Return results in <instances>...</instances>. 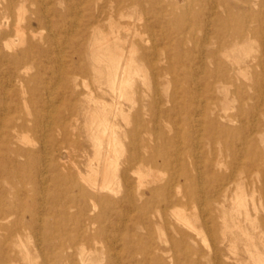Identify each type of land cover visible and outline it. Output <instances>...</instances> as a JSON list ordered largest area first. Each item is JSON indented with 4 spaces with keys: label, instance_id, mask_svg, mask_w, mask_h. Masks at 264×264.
Returning <instances> with one entry per match:
<instances>
[{
    "label": "bare ground",
    "instance_id": "1",
    "mask_svg": "<svg viewBox=\"0 0 264 264\" xmlns=\"http://www.w3.org/2000/svg\"><path fill=\"white\" fill-rule=\"evenodd\" d=\"M206 1L201 0L199 3L206 4ZM257 1L251 0L247 3ZM63 2L68 3V8L60 11L55 5ZM30 3L37 8L31 12L32 16L26 18V25L23 26L22 16L18 14H22ZM80 3L84 5L83 11L89 6L93 8H90L81 23L83 28L76 43L78 47H73V60L75 59L76 64L69 65L60 56L54 55L57 36L53 31L60 28L61 24L74 14L76 6ZM141 3V0H0V253L4 254L0 261H6L5 264H14L19 260V256L23 257L26 264H35L34 261L38 258L42 259V264H48L44 255L45 243L50 246L57 261H64V251L69 254L79 249L80 257L84 261L85 244L99 242L104 238V227L100 221L103 210L110 209L111 204L120 207L125 202L132 211H136L133 216L134 225L152 223L156 217L155 222L160 225L162 213L171 209L170 216L177 223L174 230L179 237L163 241L169 242L173 249H183L186 257L195 254L197 256L198 250L190 244L196 243L198 237L206 242V233L217 239L215 231H220L222 238L227 239L229 249L237 247L236 237L241 234L239 238H242L241 241L249 258L254 261L253 264H264V252H261L258 243H255V229L259 226L249 211L242 181L237 183L235 190L231 187V183L252 176V171L238 166L235 170L238 178H235L234 171L231 174L220 173L219 170L226 165V160L216 154L209 155L204 160L192 161L191 168L183 151L177 150L173 154L165 152L161 155L148 152V145L141 139V134L149 132L148 123L143 116L147 106L154 104L153 94L158 93L159 82L168 84V75L173 72V57L166 53L165 48L160 50L156 46L153 23L143 18L141 12L136 17L134 15ZM224 6L227 7L222 1L211 7L212 15L217 21L227 22L216 10ZM127 7L132 8L131 14L125 12ZM148 12L153 13L152 10ZM16 13L17 20H13ZM125 18L130 21L123 23ZM226 18L233 20L234 16L229 12ZM250 20L259 22L262 19L259 14H252ZM105 21L108 30L102 28ZM88 29H91V38L84 51L83 43ZM43 30H47L48 34L45 35ZM251 32V27L239 25L226 37L217 35L215 40L210 42L207 59H203L200 66L205 69L210 91L220 90L218 83L229 82L235 87L232 96L237 97L243 88L242 84L236 83L241 76L249 85L253 81L255 89L263 87L264 91V80L260 82L258 76H251L254 63V58L249 59L251 47L241 44L243 38L246 35L248 37ZM45 57L56 63L59 69L56 72L70 74L67 79H64V75L60 77L62 81H66L69 89L71 86H77L80 76L92 74L93 88L88 89L82 112L86 117V138H89L94 149V156L87 164V173L78 170L77 177L71 170L76 166L75 161L69 153L60 151L62 141L71 140L74 146L78 144L76 128L68 120L73 113L74 104L71 103L72 105L66 108V113H60L57 120H54L53 116L58 113L57 110L48 111L47 106L51 107L54 101L50 84L44 83L41 75L44 67L42 58ZM164 62H167L168 66L162 67ZM205 63L214 64V67L207 68ZM257 66H264V61L259 59ZM32 67L36 68L34 74L30 73ZM151 85L154 86L152 90ZM222 88L224 98L227 99L231 91L227 87ZM78 95L79 93L70 90L69 99L77 98ZM150 99V104H147ZM125 101L130 103L128 109L124 108ZM175 107V101L172 100V105L165 111V115H170ZM132 111L135 121L131 125L127 116ZM203 111L209 113V127H214L218 132L215 140H220L225 150L235 153L233 142H230L236 135L235 129L220 123L222 116L216 113L214 104L207 103ZM118 115L123 117L124 124L118 121ZM212 115L220 117L213 119ZM224 118L227 121L236 119L234 115H226ZM124 137H131L134 142H140L145 154L139 152L141 148L125 154L122 142ZM239 141L242 148H246V140L239 138ZM36 143L39 144L38 147ZM50 144L53 148L51 156L48 154ZM256 156V159L249 163L261 167L257 171L261 186H254L252 191L253 195L259 192L264 199V156ZM134 164L148 167L165 166L170 172L167 181L160 186H153L152 182L145 183L141 177L137 189L139 205L135 202L129 179V171ZM204 173L209 175L210 180L207 189L202 185ZM78 179L79 193L85 200H91L92 213L82 220L78 219L79 228L72 236L63 238V234H56L58 229L54 222H49L47 229L42 226L45 219L34 209V203L36 196L46 194L39 193L38 188H42L44 184L46 186L48 181L54 182L59 190L62 180L75 185ZM118 185L126 187V197L122 201L110 197V194L120 190ZM175 185L180 188L172 197L170 192ZM160 195L162 198H158ZM174 197L176 201L173 200ZM228 200L230 203L227 206ZM156 202L159 203L160 209L152 211ZM260 205L263 207L260 202L258 204L253 201L255 215L259 210L264 211V207L261 208ZM98 207L102 210L99 215L94 214ZM30 229H35L41 235L43 243L34 247V253L23 241L26 231ZM258 235L259 244L264 249V229H260ZM149 242L150 240L146 245L151 248ZM78 244L81 245L79 249ZM19 247L24 249H18ZM150 248L146 252H160V256L166 253V249Z\"/></svg>",
    "mask_w": 264,
    "mask_h": 264
},
{
    "label": "rangeland",
    "instance_id": "2",
    "mask_svg": "<svg viewBox=\"0 0 264 264\" xmlns=\"http://www.w3.org/2000/svg\"><path fill=\"white\" fill-rule=\"evenodd\" d=\"M141 1V5H138L137 10L134 12L135 17L141 12L143 18L153 23L156 46L160 50L165 48L167 51L166 53L173 57L171 60L173 72L168 75L170 82L168 84H163V82L160 81L157 86L159 90L158 93L153 94L155 95L153 98L154 104L149 103L151 99L147 102L150 106H147L143 116L145 122L148 123L149 132L147 134H141V139L148 145V152L161 155L165 152L173 154L177 150L183 151L187 164L191 168L193 166L191 165L192 161L199 159L204 160L209 155L212 156L216 154L221 155L226 160V165L219 170L220 173L231 174L238 169V166L251 170L252 176L248 178L243 177V180H237V182L231 183V187L235 190L237 183L242 181L243 189L247 194L249 211L252 214V218H256L257 225L259 226L255 229L257 233L255 243H258L261 252H264L263 246L259 244L260 239L258 235L260 229H264V211L259 210L260 212L255 215V211L253 210V201L258 204L260 202L264 207V199L259 192L253 195L252 191L254 186L257 188L261 186V182L258 181L259 177L257 178L258 168L261 167L252 166L249 163L251 160L256 159L257 154L264 156L263 87H257V89H255V86L253 87V81L251 85H249L244 77L241 76L236 83L238 85L242 84L243 88L241 89L240 95L233 97L232 92L235 89L234 85L229 82L218 83L221 88L227 87L231 91V94L225 99L223 88L213 91L208 89V78L205 74V69L200 67L201 61L207 59V48L210 46V42L215 40V36L220 35L226 37L230 31L235 30L239 25L244 27L249 26L252 28V32L248 37L246 35L243 38L241 44H246L248 47H251L252 50L251 56L249 57V59L254 58L251 76H258L259 81L263 82L264 70H262V68L264 69V66L258 67L257 61L259 59L264 61V0H258L256 3H247V1L251 0H215L216 2L223 1L227 6L216 9L223 17L222 19H225L227 22H223V20L222 22L217 21L212 15L211 7L216 3L214 0H207L206 4H200L199 1L201 0ZM81 5L82 3L76 6L74 14L67 18L68 22H64L61 24L60 28L53 31L57 36V44L54 45L56 51L54 55L60 56L62 60L65 63L68 62L69 65L72 63L76 64L74 62L75 59L73 60V47H78L76 43L81 37L83 28L81 23L90 12V8H93L89 6L86 11H83L84 5ZM55 6L58 10L65 11L68 8V3H57ZM36 8V5L30 3L22 14L21 12L18 14L22 16L21 20L23 26L26 25V18L32 16L31 12ZM150 10H152L153 13H149L148 11ZM131 11V7H127L125 10V12L129 14H131ZM77 12L81 13L78 14ZM229 12L234 16L233 20H226V15L229 14ZM252 14H259L262 20L259 22L251 21L250 17ZM14 19L17 20V13L13 17V20ZM129 21V18L122 20L123 23H128ZM102 28L103 30H108L107 21L104 22ZM43 31L45 35L48 34L47 30ZM146 37H148V35H146ZM90 38L91 29H88L87 36L83 43L84 51L87 49ZM61 45L64 46V48ZM42 60L44 67L42 68L41 75L44 83L50 84L52 90L51 95H53L54 101V104L52 103L53 108L52 106L50 107V105L47 106L48 111L51 109L50 111L57 110L58 112L53 115L54 120L58 119L57 117L60 116V113H66V108L74 104L72 105V107H74L71 115L72 117L69 115L71 119L68 117V120L71 121L76 128L78 144L74 146L71 144V140L62 141L63 144L60 151L69 153L73 161H75L76 166L71 170L77 177L78 170H81L84 174L87 173V164L94 156V149L89 138H86L84 127L86 117L82 112L88 89L90 90L93 88L92 74L80 76L77 86H71L69 89L66 81H62L60 77L64 75V79H67L70 74H62L59 73V71L56 72V70H59L57 68L58 66L56 67V63L54 62H50L49 58L45 57L42 58ZM161 66L166 67L168 63L164 62ZM206 67L213 68L214 64H206ZM32 69L30 73L34 74L36 68L32 67ZM148 76L149 78L151 77L149 71ZM152 88H154L153 85H151L150 90H152ZM70 90L79 93L78 97L70 100ZM172 100L175 101L176 104L175 110L172 111L170 115H165V111L172 105ZM207 103L214 104L216 113L222 116L219 119L221 124L235 129L236 135L230 140V142H233V148L236 149L235 153L230 150H225L223 144H221L222 142L220 140H215L216 137H218V132L214 127H209V121H207L209 113L203 111V107ZM129 106L130 103L125 101L124 108L128 109ZM226 115H234L236 119L234 121H227L224 118ZM65 116H67V114H65ZM118 116V121L124 124L123 117L121 115ZM220 116L212 115L211 118L215 119V117L218 118ZM128 117L132 125L135 121L134 111H132L127 118ZM211 134L213 137H211ZM239 138H244L246 140V148H242ZM213 140H215L216 143ZM122 142L124 150L126 151L125 154H127V152L129 154L130 150L134 151L137 148H141L139 152L142 151L141 153L145 154L144 147L140 146V142H134V139L131 137H124ZM36 145L37 147L39 146L37 143ZM49 148L48 154L51 156L53 152L51 144ZM236 172L233 174H236L235 178H238V173ZM139 174L140 176H138ZM169 174L170 172L165 166L148 167L134 164L129 171V179L136 204H140L137 189L141 177L144 179L145 183L152 182L151 184H153V186H160L167 181ZM244 175L245 174H243V176ZM209 181V175L204 173L202 185L205 189L208 188L210 184ZM79 183V179L75 185H71L67 180H62L58 190L54 182L48 181L46 186H44V184L42 188L40 186L38 188L39 193L46 192L45 195L41 194L40 196H36L34 203V209L38 210L40 216L42 215V218L45 219L42 226L47 229L50 225L49 222H54L58 229L56 234H63V238L72 236L75 230L79 228L78 219L82 220L86 215L88 216V214L92 213L90 209L92 207L91 200H89V198L85 200V197L80 195ZM28 186L30 187L31 185ZM117 188L120 190L115 192V194H110V197H112V199H121L122 201L126 197V187L118 185ZM179 188L180 187L175 185L170 195L173 197ZM252 196H254L253 200ZM158 198H162V196L160 195ZM42 200H44L43 203ZM173 200L176 201L175 197ZM229 203L230 201L228 200L226 202L227 206ZM154 205L152 211H155L154 209H156V211L160 209L158 202ZM110 206V209L105 208L103 210L102 219L100 220L101 225L104 227V238L100 239L99 242L92 241L91 243L85 244L84 248L86 254L83 256L84 261L79 254V248L81 247L79 244V250H74L73 252H69V254L64 251V261H57L58 259L54 257V253L50 246L45 243L43 247L44 255L47 259L46 262L48 264H253L254 262L249 258L245 245L241 241L242 238H239V236H242L241 234H237L236 237L235 245H237V247L234 246L235 248L229 249L228 244H226L228 243L227 239L222 238L223 236L220 231H215V236H218L217 239H213L209 233H206V242L198 237L196 243L192 242V244H190L198 250V257L196 254L186 257L184 256L185 253L183 249H173L172 246L169 245V242H164L165 239H170L171 237L177 239L179 237L174 230V225H177V223L170 216L171 209L162 213V220L160 219L161 222H159L160 225H157L155 222L157 217L152 223L148 224V222H146L144 223L145 225H134L133 216L136 211H132L127 202L120 207L112 204ZM100 210V207H98L94 214L99 215ZM185 213H188V211H185ZM156 214L159 215L158 212H156ZM25 217L29 219L28 215ZM26 232L27 233L23 237L24 245L31 248V251L34 253V247L37 244H43L40 239L41 235H39L35 229H30ZM192 235H194L193 232ZM148 240H150L149 244L152 245L151 248L146 245ZM139 242L141 244H139ZM154 247L166 249L165 255L160 256L162 255L160 252L155 253L154 251L146 252L148 248L152 249ZM18 249L23 250L24 248L19 247ZM234 249H236L235 251L237 252H235ZM171 250L174 252L173 254ZM57 251L59 252V250ZM198 254H201V256ZM234 255H236V257ZM3 257L4 254L1 252L0 260L3 259ZM5 262L6 261H0V264H5ZM42 262L41 258L34 261L35 264H42ZM14 264L26 263L23 257L19 256V260Z\"/></svg>",
    "mask_w": 264,
    "mask_h": 264
}]
</instances>
